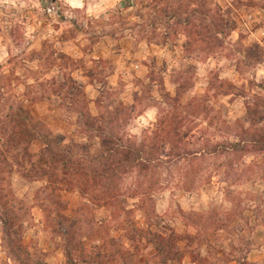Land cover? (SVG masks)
I'll return each mask as SVG.
<instances>
[{
	"label": "rangeland",
	"instance_id": "1",
	"mask_svg": "<svg viewBox=\"0 0 264 264\" xmlns=\"http://www.w3.org/2000/svg\"><path fill=\"white\" fill-rule=\"evenodd\" d=\"M118 2L103 25L60 13L54 22L48 9L57 0H31L40 7L22 8L16 24L0 14V126L23 102L65 144L95 152L100 140L85 131L82 113L117 116L112 126L128 138L141 109L156 121L150 135L131 140L154 145L159 160L124 175L114 203L101 189L64 186L59 203L46 180L27 181L16 167L5 174L30 264H67V241L94 251L108 243L107 264H162L149 231L179 237L181 264H264V0ZM222 23L234 29L227 36ZM13 48L21 51L13 56ZM70 79L80 91L63 88ZM4 239L0 218V264H18ZM112 245L131 257L114 260ZM80 255L75 261L86 264Z\"/></svg>",
	"mask_w": 264,
	"mask_h": 264
},
{
	"label": "trees",
	"instance_id": "2",
	"mask_svg": "<svg viewBox=\"0 0 264 264\" xmlns=\"http://www.w3.org/2000/svg\"><path fill=\"white\" fill-rule=\"evenodd\" d=\"M217 29L223 36L234 30L229 23L218 24ZM63 88H67L71 94L73 91H80L78 83L73 79H70ZM80 94L83 96L82 92ZM74 102L72 105L76 106L78 101ZM8 110V126H0L1 143L4 148L0 155V218L4 242L18 264H30L32 254L30 249L23 245L21 232L15 230L17 216L6 202L2 187L5 174L13 172V167H16L17 172L27 181L46 180L48 186L45 192L51 198L58 199L59 203L62 186L70 190L101 189L105 195L104 201L114 203L117 201L118 184L124 175L134 171L142 174L150 170V164L154 160H159L154 145L138 144L113 128L119 119L117 116H113L107 122L104 115L93 118L88 113L81 114L85 131L96 133L100 140L99 149L92 152L90 145L65 144L61 137L54 136L36 120L23 102L13 104ZM121 110L122 115L125 114L123 112L125 110ZM81 118L79 120H82ZM35 143L42 145L38 152L32 151ZM122 211L127 212L125 209ZM126 215H131V212L128 211ZM63 218L65 219L63 221L73 228L74 224ZM70 235L72 234L66 231L64 236L68 239ZM147 235L155 247L157 256L164 259L162 264H168L170 261L182 263L183 253L176 245L180 240L176 234L172 233L168 238H164L149 231ZM114 240L110 239V242H115ZM107 248L106 242L104 246L94 251L86 250L80 245H72L67 241L64 245L66 263L77 264L74 256L78 252L81 254L82 262L86 264H107L108 256L103 253V249ZM128 254L129 251L122 246L114 245L111 256L114 260L124 261L131 257Z\"/></svg>",
	"mask_w": 264,
	"mask_h": 264
},
{
	"label": "clouds",
	"instance_id": "3",
	"mask_svg": "<svg viewBox=\"0 0 264 264\" xmlns=\"http://www.w3.org/2000/svg\"><path fill=\"white\" fill-rule=\"evenodd\" d=\"M118 6V0H57V3L52 4L48 12L54 22L58 19L57 13H60L69 22L76 19L85 26L88 23L103 25L115 14V9ZM24 7L39 8L40 5L31 3V0L26 4H22L20 0H0V14L6 18V22L10 20L13 24L19 23L22 17L18 19L17 13ZM95 9H100V14H96ZM65 27H71V23H66ZM260 35L264 37V30L261 31ZM19 51L21 49L13 48L12 55L16 56ZM262 79H264V70L257 74V81L259 82ZM147 111V108L141 109L138 115L143 116L144 119L137 120L127 130L130 139L139 142L145 133L151 134L156 121L148 118ZM145 120L147 123H144Z\"/></svg>",
	"mask_w": 264,
	"mask_h": 264
}]
</instances>
